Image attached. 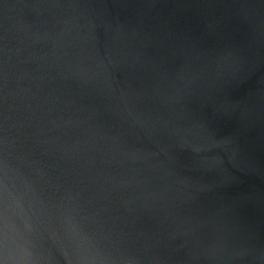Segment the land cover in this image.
<instances>
[{
    "label": "water",
    "instance_id": "water-1",
    "mask_svg": "<svg viewBox=\"0 0 264 264\" xmlns=\"http://www.w3.org/2000/svg\"><path fill=\"white\" fill-rule=\"evenodd\" d=\"M0 264H264V0H0Z\"/></svg>",
    "mask_w": 264,
    "mask_h": 264
}]
</instances>
